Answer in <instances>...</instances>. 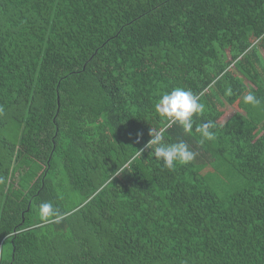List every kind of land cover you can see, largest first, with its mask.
Here are the masks:
<instances>
[{
	"label": "trees",
	"instance_id": "16d2710c",
	"mask_svg": "<svg viewBox=\"0 0 264 264\" xmlns=\"http://www.w3.org/2000/svg\"><path fill=\"white\" fill-rule=\"evenodd\" d=\"M0 264H264V0H0Z\"/></svg>",
	"mask_w": 264,
	"mask_h": 264
},
{
	"label": "clouds",
	"instance_id": "9594fccd",
	"mask_svg": "<svg viewBox=\"0 0 264 264\" xmlns=\"http://www.w3.org/2000/svg\"><path fill=\"white\" fill-rule=\"evenodd\" d=\"M225 94L228 96L232 95L231 88L226 89ZM243 100L249 104L259 102L252 92H248L243 97ZM155 108L170 123H178L186 132H191L195 123L194 116L203 114L205 105L200 102V97L190 89L175 87L160 96ZM214 127L215 123L213 121L203 122L196 127V131L203 138L201 143L204 140L211 141L215 139ZM165 131L166 128L159 131L151 129L152 138L148 141L147 147L155 146L153 149L155 159L160 161L162 166L168 170H174L177 163H190L195 158L196 153L183 140H178L174 143L166 142ZM141 151H138V155H141ZM39 210L41 218L45 220L59 216L58 210L51 202H42L39 205Z\"/></svg>",
	"mask_w": 264,
	"mask_h": 264
},
{
	"label": "rangeland",
	"instance_id": "374dc122",
	"mask_svg": "<svg viewBox=\"0 0 264 264\" xmlns=\"http://www.w3.org/2000/svg\"><path fill=\"white\" fill-rule=\"evenodd\" d=\"M246 105H249V103H246ZM223 111H224V114L225 115H223L221 117L220 121L226 120L227 117H229L231 114H233L236 111V108H234L233 106H230V105L226 104L223 107ZM251 115H253V114H251ZM1 200H3V199H1Z\"/></svg>",
	"mask_w": 264,
	"mask_h": 264
}]
</instances>
